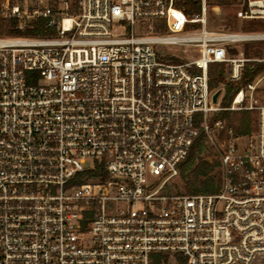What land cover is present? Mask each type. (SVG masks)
Returning a JSON list of instances; mask_svg holds the SVG:
<instances>
[{"label":"built area","instance_id":"2783aa9c","mask_svg":"<svg viewBox=\"0 0 264 264\" xmlns=\"http://www.w3.org/2000/svg\"><path fill=\"white\" fill-rule=\"evenodd\" d=\"M179 2L0 0V264L264 261V104L253 133L220 140L208 74L241 78L264 0L233 2L239 30ZM201 133L223 144L219 189L168 191Z\"/></svg>","mask_w":264,"mask_h":264},{"label":"trees","instance_id":"16d2710c","mask_svg":"<svg viewBox=\"0 0 264 264\" xmlns=\"http://www.w3.org/2000/svg\"><path fill=\"white\" fill-rule=\"evenodd\" d=\"M233 1L235 0H213V3L222 5L233 3ZM179 6L183 8L187 14L191 15L200 11L201 0H180ZM13 26V21L4 22L3 20H0V35L13 32ZM243 28L247 31L264 30V21H250L248 25H246L245 22ZM246 54H248V52H246ZM225 66V63L219 62L211 63L209 65L208 74L210 88L212 90L225 83ZM263 71L264 63H247L242 71L241 78L236 81H231L232 83L226 84V92L221 101L222 107H229L238 91L247 84L253 82L256 76ZM229 113L230 112L227 109H223L215 114L213 119L216 121L217 119L228 118L229 126L232 127L234 134L236 135H248L256 130L257 119H253L251 114L246 116L243 123L241 122L239 125L234 126L232 117H230ZM206 141V135L201 133L192 144L187 157L178 165V174L186 183L188 193H213L216 192L220 187L221 175L217 176L216 173H214L216 166H220V162L215 161L212 163L206 159H203L201 156L203 150L206 148ZM96 175V169H88L80 172L78 179L80 182H82ZM177 260L179 264H188L187 260L181 255H178Z\"/></svg>","mask_w":264,"mask_h":264},{"label":"rangeland","instance_id":"374dc122","mask_svg":"<svg viewBox=\"0 0 264 264\" xmlns=\"http://www.w3.org/2000/svg\"><path fill=\"white\" fill-rule=\"evenodd\" d=\"M208 6L209 7H208L207 27L210 30H220V29L239 30L242 28L241 21H239L235 16L237 7L236 5H233V3L218 5L213 3V0H208ZM217 6H219V8ZM3 21L7 22L6 20ZM249 23L250 21L246 22V25H248ZM239 47L241 50L244 51L246 56L252 59L247 63H264V40L254 41L250 43H241L239 44ZM246 52H248V54H246ZM180 55L183 57H189L191 56V53L190 54L181 53ZM225 68H226L225 83L221 84L218 88L214 89V93L218 90L221 91L220 96L218 98V103L220 107H222L221 101L226 92V88H227L226 84L232 83L228 79V69L226 66ZM253 81H259L255 91L253 92V97H251L250 92H248V96L241 103H234V99H233L229 107L223 108V109H227L230 112L229 115L230 117H232V122L234 126L239 125L241 122L243 123L244 119L249 114L252 115L253 119H257L258 121V111L255 107L264 104V71L258 74ZM221 110H218L214 114H211V118L209 120V124L211 125V127L213 126L214 115ZM197 120L199 124H202L203 120L201 118V115H198ZM222 120L224 124V129L220 134L217 133V136L220 135L222 137L220 140L223 141V139L225 140L229 139L231 138V136H237L236 134H234V130L232 129V127L229 126V119L225 118ZM230 129L233 131L232 134H229ZM239 136H247V134L246 135L239 134ZM222 148H223V144L221 141L215 140V142L213 143L207 139L206 148L203 150L201 156L203 157V159H206L212 163L215 161L220 162V154ZM214 173H216L217 176L221 175L219 165L216 166ZM167 190L171 192L188 193L186 188V183L179 174L171 178L167 182ZM173 263L174 261H170L169 264H173ZM260 264H264V261H262Z\"/></svg>","mask_w":264,"mask_h":264},{"label":"water","instance_id":"95a60500","mask_svg":"<svg viewBox=\"0 0 264 264\" xmlns=\"http://www.w3.org/2000/svg\"><path fill=\"white\" fill-rule=\"evenodd\" d=\"M220 93H221L220 90H218V91H216V92L214 93V95H213V101H214L215 103L218 102V98H219V96H220Z\"/></svg>","mask_w":264,"mask_h":264}]
</instances>
